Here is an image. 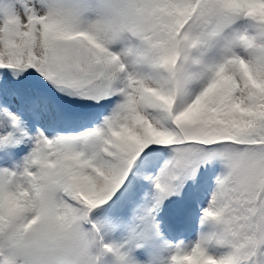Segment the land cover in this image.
I'll return each mask as SVG.
<instances>
[{"label":"snow or ice","instance_id":"obj_1","mask_svg":"<svg viewBox=\"0 0 264 264\" xmlns=\"http://www.w3.org/2000/svg\"><path fill=\"white\" fill-rule=\"evenodd\" d=\"M0 264H264V0H0Z\"/></svg>","mask_w":264,"mask_h":264},{"label":"rangeland","instance_id":"obj_2","mask_svg":"<svg viewBox=\"0 0 264 264\" xmlns=\"http://www.w3.org/2000/svg\"><path fill=\"white\" fill-rule=\"evenodd\" d=\"M179 207H180L179 204H173L169 208L170 218L173 224L176 226L175 235L178 236L180 239H183L187 242H191L198 236L199 233V226L197 220L195 218V215H193L190 220L185 222L184 219L182 218V215L177 213ZM181 225H183L182 228ZM182 229L184 230L185 233V235L183 236L178 234L179 232H181Z\"/></svg>","mask_w":264,"mask_h":264}]
</instances>
